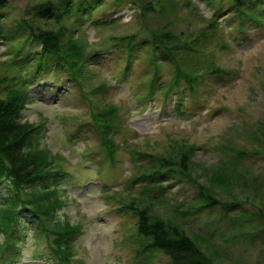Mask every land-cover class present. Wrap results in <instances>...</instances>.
I'll return each instance as SVG.
<instances>
[{"label": "rangeland", "instance_id": "obj_1", "mask_svg": "<svg viewBox=\"0 0 264 264\" xmlns=\"http://www.w3.org/2000/svg\"><path fill=\"white\" fill-rule=\"evenodd\" d=\"M140 1L150 7L146 17L152 31L174 20L166 31L177 39L204 35L203 42L193 45L199 48L198 57L187 61V67L179 58L184 70L226 72L201 75L194 93L184 83L167 98L163 88L178 74L174 63L158 47L156 66L149 43L137 40L136 60L124 73L122 47L103 38L146 28L143 7L136 1L102 0L94 15L83 20L71 14L45 25H66L91 54L81 84L53 64L40 79L34 77L29 83L34 101L22 111L24 121L44 125L42 145L53 153L54 164L64 167L60 177L67 202L60 203V220L72 227L81 223L69 264H171L162 250L141 249L140 211H147L151 220L177 221L187 231L201 233L208 240L201 245L215 264H264V12L261 22L247 19L242 26L233 0H178L177 14H167L162 5L168 7L171 0ZM30 2L10 0L2 15L1 75L22 76L16 67L21 60L14 55L21 40L11 38L16 36L14 22ZM215 16L218 25L210 29ZM28 69L24 65L21 71ZM156 73L157 90L150 100L148 83ZM109 105L118 108L120 121L118 129L105 133L92 113ZM106 135L116 146L113 156ZM159 167L169 173L158 188L151 187L158 193L151 199L146 177ZM220 175L233 176V184H221ZM201 190L205 196L214 194L219 204L195 213L205 204ZM35 227L30 221L19 236L22 249L14 264H60L47 241L36 239Z\"/></svg>", "mask_w": 264, "mask_h": 264}, {"label": "trees", "instance_id": "obj_2", "mask_svg": "<svg viewBox=\"0 0 264 264\" xmlns=\"http://www.w3.org/2000/svg\"><path fill=\"white\" fill-rule=\"evenodd\" d=\"M123 1L129 0H116L117 3ZM132 1L141 2L140 0ZM9 2L10 0H0V41L5 40L1 19L4 11L9 8ZM101 3L102 0H32L28 6L23 8V17L14 22L16 36H13L11 40H21L14 55L15 59L21 60V64L15 66L20 69L22 76L10 77L7 74H0V96H2L0 97V232L4 235V242L0 245V255H3L0 264L4 261L15 263L18 259L22 249L18 238L30 221L36 223L35 234L38 236L36 239L47 241L50 253L58 263L69 264L70 256L75 252L77 233L81 228L78 224L74 227L70 226L69 222L64 224L60 220L59 213L62 209L60 203L67 202L64 191L61 190L60 176L64 167L61 164H54L53 153L46 145H42L44 125L29 124L24 121L22 111L34 101L29 92V83L34 77L40 79L50 71L53 64L59 70L68 72L76 83L81 84V71L85 72V66L91 58L90 52L88 53L84 45L70 35L71 32L66 25L60 24L58 29L47 28L45 25H48L47 23L51 25V21L59 23L71 14H76L79 19L83 20L86 14L94 15ZM233 3L236 5V13L241 19L242 26L247 19L259 22L262 18L263 0H249V2L248 0H233ZM140 4L144 10L146 28H139L136 32L126 36L103 38L106 41H115L116 46L122 47L126 59L124 73L136 60L137 40L149 43L147 46L150 61L152 59L156 66H160L157 57L158 47H161L162 52L169 55L174 63L178 74L167 88H163L167 98L173 89L179 88L184 83L194 93L197 90L198 79L202 78L201 75L226 72L214 68L213 71L203 72L184 70L183 67L188 65L187 61L199 56V48H194L193 45L203 42L204 35L199 33L192 40L182 41L179 37L177 39L172 31H166L167 27L174 26V20H168L162 30L152 31L146 17V10L150 7L147 4L145 7L144 4ZM158 4L161 5L160 2ZM162 5L165 11H168L167 14L180 12L178 0H171L168 7L166 3ZM214 19L216 22L211 20L208 28H215L218 25L217 16ZM66 29L69 31L67 35L64 32ZM35 45L40 48L34 50ZM92 53V56H95L98 50ZM187 56L189 58L184 59ZM179 58H182L180 60L185 65L180 63ZM24 65L29 66L28 71H21ZM158 78V73L152 75L148 83L147 99L151 98L157 90ZM92 116L98 130L100 125L105 133L107 128L109 130L114 127L119 128L120 120L116 106L109 105L105 111L92 113ZM104 141L110 147V155L113 156L116 146L112 143L111 135L104 136ZM167 173L169 171L166 167H159L146 177L151 184L147 189L151 193V199L157 198L158 193L152 189L158 188L157 183L166 180ZM223 176L220 175L221 184H233V176ZM200 194L205 204L197 207L195 213L204 209L212 211L219 204L214 194L205 196L202 190ZM221 205L225 211H229L230 206L226 208V203ZM248 221L245 219L246 224H249ZM182 226L177 221L168 222L161 218L151 220L147 211H140L138 233L143 240L140 244L141 249L144 251L162 250L170 256L171 264H215L214 258L201 245L207 243V238L205 239L199 232L187 231ZM39 257L44 258V256Z\"/></svg>", "mask_w": 264, "mask_h": 264}]
</instances>
